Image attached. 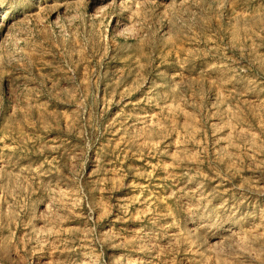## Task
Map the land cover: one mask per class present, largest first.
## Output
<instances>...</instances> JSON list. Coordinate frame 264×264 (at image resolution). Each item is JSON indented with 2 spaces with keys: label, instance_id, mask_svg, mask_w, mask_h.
Wrapping results in <instances>:
<instances>
[{
  "label": "rangeland",
  "instance_id": "374dc122",
  "mask_svg": "<svg viewBox=\"0 0 264 264\" xmlns=\"http://www.w3.org/2000/svg\"><path fill=\"white\" fill-rule=\"evenodd\" d=\"M0 264H264V0H0Z\"/></svg>",
  "mask_w": 264,
  "mask_h": 264
},
{
  "label": "bare ground",
  "instance_id": "6f19581e",
  "mask_svg": "<svg viewBox=\"0 0 264 264\" xmlns=\"http://www.w3.org/2000/svg\"><path fill=\"white\" fill-rule=\"evenodd\" d=\"M5 17V16H4Z\"/></svg>",
  "mask_w": 264,
  "mask_h": 264
}]
</instances>
